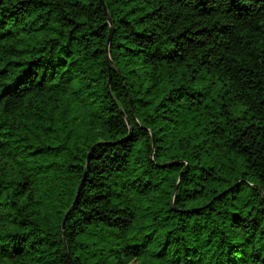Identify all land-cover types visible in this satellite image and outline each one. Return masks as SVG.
Returning <instances> with one entry per match:
<instances>
[{
	"label": "trees",
	"instance_id": "obj_1",
	"mask_svg": "<svg viewBox=\"0 0 264 264\" xmlns=\"http://www.w3.org/2000/svg\"><path fill=\"white\" fill-rule=\"evenodd\" d=\"M0 264H264V0H0Z\"/></svg>",
	"mask_w": 264,
	"mask_h": 264
},
{
	"label": "water",
	"instance_id": "obj_2",
	"mask_svg": "<svg viewBox=\"0 0 264 264\" xmlns=\"http://www.w3.org/2000/svg\"><path fill=\"white\" fill-rule=\"evenodd\" d=\"M103 1V0H102ZM111 24V31H110V35H109V40H108V50H109V45H110V41H111V38H112V32H113V24H112V22L110 23ZM108 55H109V53H108ZM81 186L82 185H80L79 186V188H78V191H77V197L75 198V201H74V203L72 204V206L68 209V211L66 212V215H65V220H66V218L68 217V215H69V213L71 212V210L73 209V207H74V204H75V202L77 201V199H78V195H79V192H80V190H81ZM65 220H64V223H65ZM63 223V224H64Z\"/></svg>",
	"mask_w": 264,
	"mask_h": 264
}]
</instances>
